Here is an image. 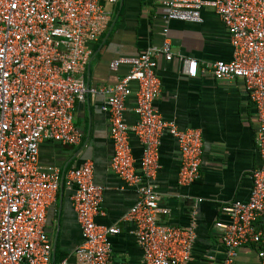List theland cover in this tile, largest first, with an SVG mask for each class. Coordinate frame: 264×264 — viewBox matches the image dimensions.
I'll list each match as a JSON object with an SVG mask.
<instances>
[{"label": "built area", "instance_id": "1", "mask_svg": "<svg viewBox=\"0 0 264 264\" xmlns=\"http://www.w3.org/2000/svg\"><path fill=\"white\" fill-rule=\"evenodd\" d=\"M118 0H0V264H55L53 241L47 232V213L56 202L63 180L61 171L40 162V145L54 141L73 145L82 133L74 125L76 102L102 94L110 113L113 144L111 169L137 200L124 216L134 227L143 250L142 264H190L197 240L195 226L179 227L159 222L169 210L151 183L160 169L165 134L176 139L180 151L178 184L190 186L201 177L203 134L200 129H180L156 109L161 93L158 61H173L167 37L162 46L149 47L137 57L114 59L110 68L130 67L114 85L91 88L83 80L95 43L106 27V4ZM164 21L201 23L202 11L213 10L230 33L233 57L200 68L195 59L185 61V73L196 78L212 73L218 81L244 80L256 108L259 127L255 147L261 159L252 172L247 200L222 208L228 221L218 222L225 246L223 264H236L239 249L259 246L264 264V0H165ZM137 84L134 91L132 84ZM136 96L133 126L126 123L127 100ZM134 135L143 147L140 172L130 142ZM74 187L73 207L82 243L74 260L57 264H112L114 226L100 225L104 188L94 181V164L67 173Z\"/></svg>", "mask_w": 264, "mask_h": 264}, {"label": "crops", "instance_id": "2", "mask_svg": "<svg viewBox=\"0 0 264 264\" xmlns=\"http://www.w3.org/2000/svg\"><path fill=\"white\" fill-rule=\"evenodd\" d=\"M165 0H118L106 4L109 16L106 27L95 43L89 64L83 73L91 88L114 85L128 73L122 65L113 71L114 59L137 57L149 47L162 46L167 37L176 55L173 61L159 59L157 73L162 81L156 109L180 129L197 128L203 134L201 177L190 186L178 184L179 145L165 134L160 150V169L152 180L161 198V206L169 210L160 214L159 222L179 227L195 226L197 240L190 264H223L225 246L218 222L228 221L222 208L236 200H247L252 188V172L261 159L255 147L259 127L256 108L245 88L244 80L218 81L212 73L190 78L185 61L195 59L200 68L217 61L229 62L233 57L230 33L210 9L202 11L201 23L179 20L164 21ZM134 91L137 84L133 83ZM126 123L133 126L136 96L127 100ZM74 125L82 133L73 145L45 141L40 145V162L61 171L63 180L57 200L47 213V232L53 241L54 263L65 258L73 261V250L82 243V235L72 196L74 187L67 185V173L87 162L94 164V181L104 188L103 215L100 225L116 227L119 234L111 237L112 264H142L143 250L134 235L133 225L124 216L137 200L134 188L114 174L110 163L113 144L110 137V113L106 97L89 95L76 102ZM136 168L140 172L143 147L130 137ZM259 246L247 244L239 249L236 264H261Z\"/></svg>", "mask_w": 264, "mask_h": 264}]
</instances>
